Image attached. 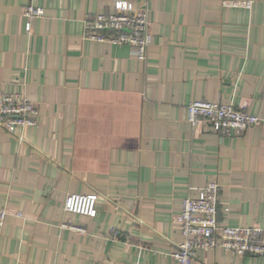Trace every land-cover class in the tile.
Returning <instances> with one entry per match:
<instances>
[{"label": "crops", "instance_id": "obj_1", "mask_svg": "<svg viewBox=\"0 0 264 264\" xmlns=\"http://www.w3.org/2000/svg\"><path fill=\"white\" fill-rule=\"evenodd\" d=\"M115 0H0V96L36 126L0 130V264H175L185 197L219 183L217 218L264 227V0H124L148 8L145 60L83 38ZM43 9L26 32L23 9ZM195 100L244 107L240 134L192 126ZM69 193L96 212L64 211ZM192 264H264L198 249Z\"/></svg>", "mask_w": 264, "mask_h": 264}, {"label": "built area", "instance_id": "obj_2", "mask_svg": "<svg viewBox=\"0 0 264 264\" xmlns=\"http://www.w3.org/2000/svg\"><path fill=\"white\" fill-rule=\"evenodd\" d=\"M43 15V9L26 6L23 16L25 30L30 32V20ZM151 29L148 8L137 7L124 0L114 1V11L98 13L89 27L85 25L83 38L95 42H107L115 46L126 45L138 60H145L151 43ZM187 121L192 126L206 124L214 131L229 135L240 134L247 128L260 124L261 119L246 111L244 107L232 104L191 101L186 106ZM38 109L22 93L4 92L0 96V130L16 134L18 128L36 126ZM219 205V183L209 180L194 198L185 197L181 201V212L176 216L180 223L183 241L171 252L175 264H192L198 249L215 248L234 255L264 257V227L230 226L221 224L217 218ZM66 212L93 216L96 212V197L93 195L69 193L63 202ZM9 213L0 208V228Z\"/></svg>", "mask_w": 264, "mask_h": 264}]
</instances>
